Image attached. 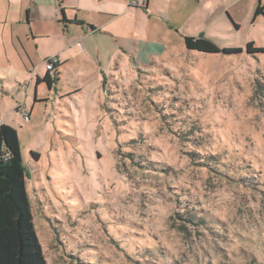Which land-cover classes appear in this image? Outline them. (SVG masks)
<instances>
[{
	"label": "rangeland",
	"instance_id": "obj_1",
	"mask_svg": "<svg viewBox=\"0 0 264 264\" xmlns=\"http://www.w3.org/2000/svg\"><path fill=\"white\" fill-rule=\"evenodd\" d=\"M28 1L0 0V123L47 264H264V52L246 50L264 48V0L149 6L136 36L162 56L125 62L128 46L96 32L71 48L95 63L77 58L50 90L34 79L61 39H33Z\"/></svg>",
	"mask_w": 264,
	"mask_h": 264
},
{
	"label": "crops",
	"instance_id": "obj_2",
	"mask_svg": "<svg viewBox=\"0 0 264 264\" xmlns=\"http://www.w3.org/2000/svg\"><path fill=\"white\" fill-rule=\"evenodd\" d=\"M176 0H61L63 15L68 20L60 22L61 11L57 0H29L26 4V21L30 23L33 39L48 37L50 33L56 34L61 39V45L54 49L51 55H57L59 67H56V81L53 85H60L65 74V67L72 65L77 58L87 60L85 67H89L95 60L88 49L73 51L74 42L89 36L95 42V33L103 31L116 42L126 44L128 50L122 51L127 55L125 62L132 61L136 64L148 65L162 56L164 45L158 42H146L138 40L136 36V25L147 23L150 19L149 6H175ZM38 23L34 26L32 24ZM146 42V43H145ZM77 43V44H78ZM142 48V49H141ZM142 50V53L139 51ZM135 52L138 54L134 55ZM99 55V51L97 52ZM158 54V56H157ZM46 73V71H45ZM44 73V75H45ZM43 75V76H44ZM43 78L36 74L34 79L35 88L37 79ZM45 84L44 82H40ZM46 85V84H45ZM78 84L70 86V89L58 88L64 97L71 96V92L80 94ZM73 90V91H70ZM36 100V89H35ZM80 96V95H79Z\"/></svg>",
	"mask_w": 264,
	"mask_h": 264
},
{
	"label": "trees",
	"instance_id": "obj_3",
	"mask_svg": "<svg viewBox=\"0 0 264 264\" xmlns=\"http://www.w3.org/2000/svg\"><path fill=\"white\" fill-rule=\"evenodd\" d=\"M57 4L62 14L60 22H67L61 0H57ZM263 12L264 4L258 3L254 17ZM183 41L188 50L205 53L221 50L204 36H184ZM246 50L264 52L263 47H252L251 42L247 43ZM222 51L240 52V48H223ZM56 79V73L51 76L46 72L37 83L44 82L50 87ZM31 154L34 155L32 151ZM26 175L17 133L10 125L0 123V264H47L34 227Z\"/></svg>",
	"mask_w": 264,
	"mask_h": 264
},
{
	"label": "built area",
	"instance_id": "obj_4",
	"mask_svg": "<svg viewBox=\"0 0 264 264\" xmlns=\"http://www.w3.org/2000/svg\"><path fill=\"white\" fill-rule=\"evenodd\" d=\"M45 63H46V72H48L49 73V75H53V73L55 72V68H56V66L58 65V58H57V56L55 55V56H51V57H49V58H47L46 59V61H45ZM24 114H26L25 112H23V116L24 117H26V118H28L26 115H24Z\"/></svg>",
	"mask_w": 264,
	"mask_h": 264
}]
</instances>
